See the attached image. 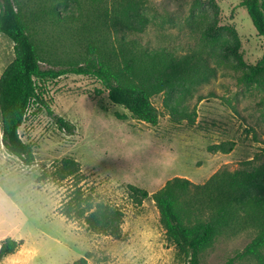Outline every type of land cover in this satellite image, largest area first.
<instances>
[{"label": "rangeland", "instance_id": "1", "mask_svg": "<svg viewBox=\"0 0 264 264\" xmlns=\"http://www.w3.org/2000/svg\"><path fill=\"white\" fill-rule=\"evenodd\" d=\"M213 1L221 25L230 28L241 44L244 61L256 64L264 54V39L241 0ZM192 4L193 0H147L150 24L136 36L142 46L179 54L196 49L199 33L189 21ZM41 30L36 38L50 49L43 55L45 68L84 57L83 47L74 45L61 28L46 25ZM14 57L13 42L0 33V77ZM197 96L204 99L197 103L196 97L191 103L197 104L198 112L193 126L173 123L163 96L154 97L160 119L152 126L111 103L95 78L67 75L49 80L44 98L52 113L32 106L20 128L23 141L34 147L35 162L30 166L4 148L0 118V245L8 237L23 242L1 264H73L88 253V264H187L167 241L152 199L134 205L128 186L153 194L174 177L203 184L221 169L235 171L253 159L264 163V86L247 85L241 72L219 68ZM58 118L69 122L72 130L62 128ZM227 141L236 143L231 153L209 150ZM68 157L81 165L86 194L124 211L121 240L94 234L84 221L60 214L71 181H55L51 173ZM254 236L250 229L225 234L202 256V264H225L231 258L234 264H260L238 257Z\"/></svg>", "mask_w": 264, "mask_h": 264}, {"label": "trees", "instance_id": "2", "mask_svg": "<svg viewBox=\"0 0 264 264\" xmlns=\"http://www.w3.org/2000/svg\"><path fill=\"white\" fill-rule=\"evenodd\" d=\"M146 4L147 0H0V33L13 42L15 55L0 77L2 144L9 154L26 166L35 162L34 147L23 141L20 128L32 106L52 113L44 98L46 83L67 75L95 78L111 103L152 126L160 119L152 102L159 95L173 123L193 126L198 112L197 104L191 103L196 97L197 103L203 101L197 96L198 89L214 79L219 68L241 72L247 85L264 86V54L254 65L244 61L235 33L221 25L215 1L193 0L189 21L198 30L199 42L188 54L142 46L136 36L150 24ZM33 5L38 9L32 11ZM240 6L264 39V0H241ZM46 25L61 28L74 45L83 47L84 57L45 68L43 55L50 49L45 50L46 43L36 37ZM117 117L127 119L126 115ZM57 121L72 130L69 122ZM235 146L227 141L209 150L229 154ZM51 175L58 182L71 181V191L60 206L62 216L84 221L94 234L123 238L124 211L86 194L85 176L77 160L62 159ZM128 190L136 206L152 199L167 241L187 264H202V256L219 238L246 229L255 236L238 257L264 264V163L253 159L235 171L221 169L203 184L174 177L153 194L134 185ZM22 244L11 237L2 240L0 264ZM89 258L88 253L73 264H88ZM234 263L231 258L225 264Z\"/></svg>", "mask_w": 264, "mask_h": 264}]
</instances>
